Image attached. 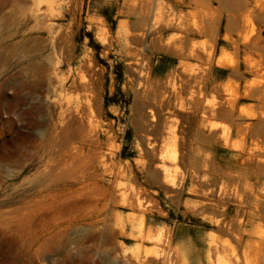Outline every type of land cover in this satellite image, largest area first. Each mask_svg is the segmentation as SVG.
Listing matches in <instances>:
<instances>
[{"label": "rangeland", "instance_id": "rangeland-1", "mask_svg": "<svg viewBox=\"0 0 264 264\" xmlns=\"http://www.w3.org/2000/svg\"><path fill=\"white\" fill-rule=\"evenodd\" d=\"M144 4L147 90L196 68L233 117L138 131L117 39ZM0 107V264H264V0H0Z\"/></svg>", "mask_w": 264, "mask_h": 264}, {"label": "bare ground", "instance_id": "bare-ground-1", "mask_svg": "<svg viewBox=\"0 0 264 264\" xmlns=\"http://www.w3.org/2000/svg\"><path fill=\"white\" fill-rule=\"evenodd\" d=\"M134 2V1H133ZM136 2V1H135ZM132 3L133 4H135ZM140 2V1H139ZM142 2V1H141ZM127 4V3H126ZM125 4V5H126ZM131 4V3H129ZM127 4V5H129ZM141 4V3H140ZM143 4V3H142ZM147 4V3H146ZM149 4V2H148ZM137 5V3H136ZM135 5V7H136ZM130 6V5H129ZM127 6V7H129ZM141 6V5H139ZM145 6V4H144ZM143 6V9H146V13H144L143 9L141 10V12L143 11V14H141V16H139L136 20L134 21H123L121 22L120 24V28H119V31H118V39L117 41L119 42L120 46H122L123 50L126 52L127 54V58H128V61H127V70L128 72L130 73L131 77H130V84L132 85V90H134V101H133V104H132V110L135 112V119L137 121V129L138 131H141L143 132V134L145 135V131H147L148 129L146 128L147 124L145 123V118L147 117L146 113L148 112V116L150 117V120L154 121L156 119V111L154 110V108H152V106H158L159 108L161 109H166L167 111H171V112H175L176 109L182 111L183 113V118L184 119H189V120H193V121H198V122H204L207 118H209L210 116H217V115H222L223 117H233V111H231L232 109H234L233 105L232 107H228L227 109L224 108V106L221 104V103H211L209 101H206L203 99L204 97V93L206 92L205 90H203V86H202V80L199 78V75H198V71L196 68H189V67H184L183 69V72L182 73H186L187 76L181 77V82H180V76L182 75H179V77L177 76L179 82L176 81V76L174 73H170L167 75L166 79L163 81V80H157L155 81V88H151L152 90L149 91L147 90V83L148 81L151 79L150 78V71H149V66L148 65V62H145V37L147 36V34L149 32H156L157 33V30L158 28L161 29L158 25L159 21L157 20L158 17H160L159 14H155V15H159L157 18L153 17L152 20H149L146 16H148V12L149 10L147 6H145L144 8ZM132 7V6H131ZM134 7V6H133ZM147 7V8H146ZM136 9V8H135ZM150 9V8H149ZM127 10V9H126ZM129 10V9H128ZM127 10V12H128ZM138 10V9H137ZM136 11V10H135ZM132 10H131V13L129 11L130 14H132ZM138 13V11H137ZM133 14H135L133 12ZM154 15V14H153ZM165 16V15H164ZM180 17V16H179ZM176 18V17H174ZM173 19V18H172ZM177 19V18H176ZM174 19V20H176ZM184 19V18H183ZM166 20V19H165ZM182 20V19H181ZM187 20V19H186ZM186 20H184L186 22ZM180 21V18H178L177 22L176 23H167L169 24V26H179V22ZM188 22V20H187ZM182 23V22H181ZM196 23V22H195ZM163 24V23H162ZM183 24V23H182ZM188 24V23H187ZM190 24V23H189ZM199 24V23H196V25ZM186 25V24H184ZM183 25V26H184ZM236 25V21L233 20V19H228V26L229 28H232ZM177 26V27H178ZM181 26V25H180ZM182 26V28H183ZM187 26H191V25H186ZM202 26V25H201ZM201 26L198 27V26H194L195 28L191 29L192 30H197V31H201ZM188 28V27H187ZM186 28V29H187ZM203 28V26H202ZM164 29V27L162 28ZM189 29V28H188ZM190 31V29H189ZM197 35V34H196ZM184 35H182L183 37ZM187 36V34H186ZM178 37V36H177ZM181 37V36H179ZM180 38L181 39H184L183 42H186L185 41V38ZM106 38V37H105ZM104 38V39H105ZM161 38V37H160ZM187 38V37H186ZM190 38V36H189ZM173 39V38H172ZM175 39V38H174ZM188 39V38H187ZM106 40V39H105ZM177 40V39H176ZM175 40V41H176ZM179 40V39H178ZM177 40V41H178ZM179 40V41H180ZM172 41V40H171ZM173 41V42H175ZM182 41V40H181ZM110 42V41H109ZM112 42V41H111ZM168 42V41H167ZM170 42V40H169ZM182 42V43H183ZM187 42H190V41H187ZM172 43V42H171ZM176 43V42H175ZM181 44V42H180ZM180 44H175V45H180ZM186 44V43H185ZM189 44V43H188ZM187 44V45H188ZM191 44H193L192 42L190 43V46ZM167 45L169 46V43H167ZM173 45L172 43V47L175 46ZM171 46V44H170ZM182 46V44L180 45V47ZM185 46V45H184ZM183 46V47H184ZM143 47V48H141ZM179 47V48H180ZM186 47V46H185ZM195 45L193 44L192 47L190 48V51H189V56H192V57H196V58H201L203 55L200 56V53L198 55V53L196 52V49H195ZM178 50V49H176ZM181 50V49H179ZM183 51H185L183 49ZM122 52V51H121ZM177 52V51H176ZM200 52V51H199ZM178 53H181V54H184L182 52H179ZM186 53V52H185ZM188 55V52L186 53ZM208 56H209V59L212 58V54L211 52H207ZM206 55V54H205ZM204 60V59H203ZM202 61V60H201ZM90 62V61H88ZM203 62V61H202ZM217 63L221 66H226V65H230L229 63V59L225 56L224 58L222 59H217ZM89 64V63H88ZM89 66V65H88ZM185 66V65H183ZM84 67V66H83ZM91 69V68H90ZM182 69V67H181ZM199 70V69H198ZM182 71V70H181ZM184 73V74H185ZM181 74V72H180ZM185 74V75H186ZM178 75V74H177ZM87 77V76H86ZM82 79H80V85L82 87H86L88 86L90 83H83V81L81 80H85V77H81ZM92 80V79H91ZM90 80V82H91ZM96 80V79H95ZM206 80V79H205ZM94 80H92V83H93ZM91 83V84H92ZM205 83V81H204ZM95 85V84H94ZM97 85V84H96ZM130 85V86H131ZM150 86V85H149ZM89 87V86H88ZM149 88V87H148ZM182 91H186L188 92L187 94V97H186V100H184L183 98L179 99V101L177 102V99L180 97V94L182 93ZM205 91V92H203ZM20 93V92H19ZM95 95V94H93ZM90 101V99H89ZM228 104V103H227ZM232 104V103H231ZM230 104V105H231ZM35 106V105H34ZM232 108V109H231ZM85 109V108H84ZM0 111H1V107H0ZM83 111V110H82ZM75 112V111H74ZM83 113V112H81ZM83 115V114H82ZM215 116V117H216ZM148 117V118H149ZM199 117L201 119H199ZM220 117V116H219ZM91 118V117H90ZM83 120H85L83 118ZM87 120V119H86ZM90 120V119H89ZM0 121H2L0 119ZM86 122V121H85ZM7 123V122H6ZM43 123V122H41ZM40 123V124H41ZM81 123V122H80ZM92 123V122H91ZM39 124V123H38ZM40 124L38 126H40ZM43 125V124H42ZM150 125V124H149ZM69 126V124H68ZM86 126V124H85ZM150 127V126H149ZM153 127V126H152ZM65 128V127H64ZM70 128V127H69ZM76 128V127H75ZM87 128V127H86ZM74 129V128H73ZM77 129V128H76ZM213 129H217V126L216 125H213L212 126V130ZM95 130V129H94ZM72 131V130H71ZM70 131V132H71ZM96 131V130H95ZM94 131V132H95ZM28 132V131H27ZM69 132V133H70ZM217 132V131H216ZM73 133L74 130H73ZM212 133V132H211ZM97 134V133H96ZM142 134V135H143ZM216 134V133H214ZM143 135V136H144ZM69 138L71 137V135L68 136ZM79 137V136H78ZM91 137V136H90ZM96 137V136H95ZM212 137V135H211ZM214 138V137H212ZM145 139V138H143ZM142 139V140H143ZM219 139L222 140V142L224 144H229L230 143V140H231V137H230V134H229V131L227 130H222L220 135H219ZM208 140V139H207ZM93 141V140H92ZM92 143V142H91ZM78 151V150H77ZM176 157L174 156V159ZM12 162V161H11ZM165 182L168 184V186L170 187V191H172L171 188H174V187H171V186H174V184H172L171 180H167L165 179ZM165 183V184H166ZM196 187V186H195ZM193 189V193L194 191H196V189ZM209 189V188H208ZM169 191V192H170ZM201 191V190H200ZM210 190H208V193H205L203 195H205V198L208 200H204L205 202L207 201V203L204 202V204H209L210 208L213 207V205L215 203H213L216 199L212 198L213 196V193L215 194V192H209ZM213 191V190H212ZM220 191V189H219ZM174 192V191H173ZM204 192V191H203ZM220 192H223V191H220ZM227 192V191H226ZM179 193V192H178ZM173 194V193H172ZM218 196H223L224 194L222 193H217ZM222 194V195H221ZM175 195V194H174ZM227 195V194H226ZM216 196V195H215ZM214 196V197H215ZM225 196V195H224ZM202 197V196H201ZM204 197V196H203ZM217 198L219 199L218 201H220V199L222 200V198ZM229 199V198H228ZM202 200V199H201ZM223 200H224V197H223ZM227 200V199H226ZM225 201V200H224ZM136 204L141 206L142 205V201L141 199H136ZM222 202V201H221ZM202 203V202H201ZM217 203V202H216ZM219 203V202H218ZM225 203V202H224ZM203 204V203H202ZM203 204V206H204ZM208 207V206H207ZM218 207V205L216 206ZM225 207V206H223ZM206 209V208H205ZM208 209V208H207ZM141 224H143V221L141 222ZM142 227H140V231H142L141 229ZM228 228V227H227ZM27 247V246H26Z\"/></svg>", "mask_w": 264, "mask_h": 264}, {"label": "crops", "instance_id": "crops-1", "mask_svg": "<svg viewBox=\"0 0 264 264\" xmlns=\"http://www.w3.org/2000/svg\"><path fill=\"white\" fill-rule=\"evenodd\" d=\"M191 264H199L198 261H192Z\"/></svg>", "mask_w": 264, "mask_h": 264}]
</instances>
